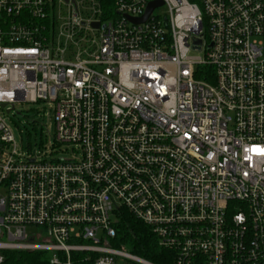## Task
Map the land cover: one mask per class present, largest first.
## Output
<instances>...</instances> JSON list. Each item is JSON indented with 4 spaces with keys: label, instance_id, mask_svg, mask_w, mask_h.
<instances>
[{
    "label": "built area",
    "instance_id": "built-area-1",
    "mask_svg": "<svg viewBox=\"0 0 264 264\" xmlns=\"http://www.w3.org/2000/svg\"><path fill=\"white\" fill-rule=\"evenodd\" d=\"M151 1L0 0V262L155 264L112 246L126 209L171 264H264V0L128 19ZM38 102L74 157L19 152L5 109Z\"/></svg>",
    "mask_w": 264,
    "mask_h": 264
},
{
    "label": "trees",
    "instance_id": "trees-1",
    "mask_svg": "<svg viewBox=\"0 0 264 264\" xmlns=\"http://www.w3.org/2000/svg\"><path fill=\"white\" fill-rule=\"evenodd\" d=\"M114 0H100L104 12H112ZM112 246L141 256L155 264H171L172 252L158 246L156 237L141 220L122 209L115 224ZM0 264H51L48 251L7 250Z\"/></svg>",
    "mask_w": 264,
    "mask_h": 264
},
{
    "label": "rangeland",
    "instance_id": "rangeland-1",
    "mask_svg": "<svg viewBox=\"0 0 264 264\" xmlns=\"http://www.w3.org/2000/svg\"><path fill=\"white\" fill-rule=\"evenodd\" d=\"M58 5L59 2L56 3V9ZM4 117L14 132L21 154L45 160L75 156L69 146L55 145L53 113L47 103H16L10 113L4 112ZM1 148L2 144L0 150Z\"/></svg>",
    "mask_w": 264,
    "mask_h": 264
},
{
    "label": "water",
    "instance_id": "water-1",
    "mask_svg": "<svg viewBox=\"0 0 264 264\" xmlns=\"http://www.w3.org/2000/svg\"><path fill=\"white\" fill-rule=\"evenodd\" d=\"M161 3H162L161 0L151 1V2L148 3L147 8L145 10V13L141 17H139V18H128V19L133 21V22H137V23L143 22L149 16V14L153 10V8H155L156 6L160 5ZM92 26L93 27H98V23L97 22H93ZM193 43H194V45H198V44H200V40H194ZM211 45L212 44L210 43L208 45V47H211ZM10 110H13V107L6 108L5 112L8 114L10 112Z\"/></svg>",
    "mask_w": 264,
    "mask_h": 264
},
{
    "label": "snow or ice",
    "instance_id": "snow-or-ice-1",
    "mask_svg": "<svg viewBox=\"0 0 264 264\" xmlns=\"http://www.w3.org/2000/svg\"><path fill=\"white\" fill-rule=\"evenodd\" d=\"M254 151L264 152V150H260V149H254Z\"/></svg>",
    "mask_w": 264,
    "mask_h": 264
}]
</instances>
